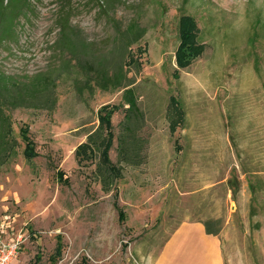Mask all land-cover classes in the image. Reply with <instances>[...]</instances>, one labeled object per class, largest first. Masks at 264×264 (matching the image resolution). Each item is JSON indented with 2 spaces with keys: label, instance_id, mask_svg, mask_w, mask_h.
I'll use <instances>...</instances> for the list:
<instances>
[{
  "label": "rangeland",
  "instance_id": "1",
  "mask_svg": "<svg viewBox=\"0 0 264 264\" xmlns=\"http://www.w3.org/2000/svg\"><path fill=\"white\" fill-rule=\"evenodd\" d=\"M111 3L38 0L19 18L18 39L0 43V129L11 127L17 144L0 165V239H27L15 264H153L179 224L198 220L225 230L229 264L233 251L237 264L245 254L261 264L264 0ZM64 14L77 31L71 52L60 46ZM185 16L205 50L184 69ZM102 68L137 90L149 146L143 165L121 164L123 178L109 190L97 174L99 152L76 156L111 105L109 157L119 163L124 90L101 89ZM44 75L53 76L54 100L27 106L22 95ZM172 98L184 116L174 132Z\"/></svg>",
  "mask_w": 264,
  "mask_h": 264
},
{
  "label": "trees",
  "instance_id": "2",
  "mask_svg": "<svg viewBox=\"0 0 264 264\" xmlns=\"http://www.w3.org/2000/svg\"><path fill=\"white\" fill-rule=\"evenodd\" d=\"M38 0H0V43L12 42L18 39L19 18L27 15L34 9V4ZM107 5H111L112 0H106ZM60 32L62 35L61 50L72 51V42L77 37V31L72 27L68 14L62 15L60 19ZM181 44L177 52V63L180 68H188L196 59L202 56L205 48L200 44L198 38V29L195 20L192 17H182L180 22ZM52 75V74H51ZM39 76L34 81L33 89L29 91L28 96L22 95L23 101H27V106H36L35 103L41 98V104L48 105V102L54 100L52 94H49L53 82V76ZM44 77V78H43ZM43 78V79H42ZM99 86L103 90L109 88H122L123 105L125 108V117L121 123V132L118 137V160L119 163L114 165L109 157V152L115 138L111 115L107 112L111 105L104 106L99 115L100 126L96 132L91 134L88 141L79 146L76 156H82L83 153L91 155L95 151L99 152V164L97 174L102 181L105 190H109L119 180L123 178V168L121 164L131 167H139L147 160L148 141L142 135L143 124L145 122V114L140 107V100L137 90L129 84L128 79L122 74L114 73L110 75L107 70L100 69L98 72ZM41 87V88H40ZM48 93L49 95H46ZM4 99V97H1ZM26 98V99H25ZM12 103V101H10ZM55 102V101H54ZM33 104V105H32ZM171 107L174 116L171 120L172 132L176 130L181 121H184L183 113L179 109L176 99H171ZM47 108V107H46ZM179 110V111H177ZM112 112V111H110ZM5 123L4 119H0V126ZM24 131V136L27 137ZM26 133V134H25ZM27 140V139H26ZM16 139L13 136L11 127L7 125V131L2 132L0 129V165L9 160L10 155L15 154ZM24 157L27 161H33L36 158L31 142H27ZM209 235L218 236L219 230L211 228V222L204 223Z\"/></svg>",
  "mask_w": 264,
  "mask_h": 264
},
{
  "label": "crops",
  "instance_id": "3",
  "mask_svg": "<svg viewBox=\"0 0 264 264\" xmlns=\"http://www.w3.org/2000/svg\"><path fill=\"white\" fill-rule=\"evenodd\" d=\"M203 221H185L178 225L164 248L153 264H229L224 256V240L221 230L218 236L209 235ZM264 241V229L259 233ZM233 242L229 241L233 251ZM237 251L232 252L234 260L230 264H237ZM264 264V253L260 255ZM253 264L247 254L238 264Z\"/></svg>",
  "mask_w": 264,
  "mask_h": 264
},
{
  "label": "built area",
  "instance_id": "4",
  "mask_svg": "<svg viewBox=\"0 0 264 264\" xmlns=\"http://www.w3.org/2000/svg\"><path fill=\"white\" fill-rule=\"evenodd\" d=\"M26 240L21 234L9 242L0 239V264H15L18 252Z\"/></svg>",
  "mask_w": 264,
  "mask_h": 264
}]
</instances>
